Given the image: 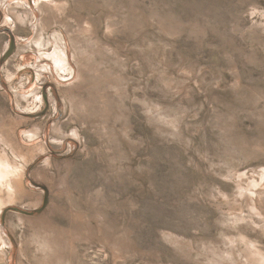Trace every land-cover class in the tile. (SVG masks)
I'll use <instances>...</instances> for the list:
<instances>
[{
  "label": "rangeland",
  "instance_id": "374dc122",
  "mask_svg": "<svg viewBox=\"0 0 264 264\" xmlns=\"http://www.w3.org/2000/svg\"><path fill=\"white\" fill-rule=\"evenodd\" d=\"M0 154V264H264V0H0Z\"/></svg>",
  "mask_w": 264,
  "mask_h": 264
},
{
  "label": "bare ground",
  "instance_id": "6f19581e",
  "mask_svg": "<svg viewBox=\"0 0 264 264\" xmlns=\"http://www.w3.org/2000/svg\"><path fill=\"white\" fill-rule=\"evenodd\" d=\"M23 166L9 163L4 155L0 154V184L7 186L6 195L2 194L0 186V210L8 202H13L16 197L14 187L21 181Z\"/></svg>",
  "mask_w": 264,
  "mask_h": 264
}]
</instances>
